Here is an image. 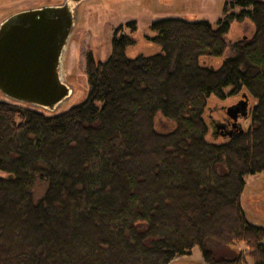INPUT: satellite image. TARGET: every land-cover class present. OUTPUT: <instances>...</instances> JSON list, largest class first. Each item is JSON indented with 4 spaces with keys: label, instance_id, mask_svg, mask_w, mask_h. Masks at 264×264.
Returning <instances> with one entry per match:
<instances>
[{
    "label": "trees",
    "instance_id": "obj_1",
    "mask_svg": "<svg viewBox=\"0 0 264 264\" xmlns=\"http://www.w3.org/2000/svg\"><path fill=\"white\" fill-rule=\"evenodd\" d=\"M235 7L215 28L153 22L154 55L127 58L133 40L115 33L105 61L86 57V99L63 113L0 101V264H170L194 246L204 264H243L213 251L238 242L264 264V229L240 203L244 176L264 171V0ZM243 20L253 34L228 44ZM227 45L231 58L205 65ZM240 93L249 126L223 136L214 123L222 142L208 143L207 100Z\"/></svg>",
    "mask_w": 264,
    "mask_h": 264
},
{
    "label": "rangeland",
    "instance_id": "obj_2",
    "mask_svg": "<svg viewBox=\"0 0 264 264\" xmlns=\"http://www.w3.org/2000/svg\"><path fill=\"white\" fill-rule=\"evenodd\" d=\"M235 0H0V23L9 16L26 10L39 9L48 6L67 4L75 23L65 45L59 65V75L64 84L70 87L71 95L61 103L51 114H60L72 106L86 99L88 84L85 74L86 57L90 56L95 62L105 61L110 53L111 39L114 34H123L133 40V45L126 48L125 55L133 59L139 55L149 56L159 52V48L148 42L147 38L155 36L150 30V25L158 20L180 19L185 21H205L216 27L219 19L230 13L238 14L240 9L228 6ZM261 1V0H259ZM134 23L135 29L126 27ZM254 27L249 20L231 22L225 35L228 44L241 38L250 37ZM233 52L227 45L223 55L216 59H206L205 65L218 68ZM226 89L225 92H229ZM241 94L218 101L214 97L207 100V107L203 115L204 122L208 125L205 140L208 143H221L222 138L211 135L214 123L224 124L225 108L237 103ZM0 101L15 104L18 107L40 111L44 110L11 101L0 94ZM253 101L248 97V111ZM156 127L165 130L168 123L156 117ZM223 120V121H222ZM210 121V126H209ZM213 122V123H212ZM238 127L246 129L250 124L249 116L238 120ZM0 176L1 173H0ZM245 188L241 195L240 203L246 221L264 229V171L255 175L244 176ZM43 192V186L37 185L34 189V198L37 200ZM264 243V241H263ZM215 247L214 245H211ZM219 247V246H218ZM223 250L240 251L244 257L243 264H252L247 257L243 242L235 243L232 248L220 247L213 249L217 257L225 255ZM234 251V252H235ZM170 264H204L199 247L194 246L189 255L175 258Z\"/></svg>",
    "mask_w": 264,
    "mask_h": 264
},
{
    "label": "water",
    "instance_id": "obj_3",
    "mask_svg": "<svg viewBox=\"0 0 264 264\" xmlns=\"http://www.w3.org/2000/svg\"><path fill=\"white\" fill-rule=\"evenodd\" d=\"M75 23L67 4L17 12L0 23V94L5 98L40 110L53 112L70 95V87L59 75L65 45ZM248 114V97L225 108L232 121Z\"/></svg>",
    "mask_w": 264,
    "mask_h": 264
},
{
    "label": "flooded vegetation",
    "instance_id": "obj_4",
    "mask_svg": "<svg viewBox=\"0 0 264 264\" xmlns=\"http://www.w3.org/2000/svg\"><path fill=\"white\" fill-rule=\"evenodd\" d=\"M223 121V120H222ZM224 124H222V125H224V131L225 132H228V131H230L231 130V128H230V125L232 124L231 123V121L224 115V122H223ZM218 125H220V124H218Z\"/></svg>",
    "mask_w": 264,
    "mask_h": 264
}]
</instances>
